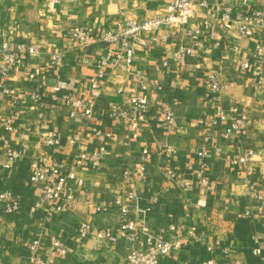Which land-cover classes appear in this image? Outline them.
Masks as SVG:
<instances>
[{"label":"crops","instance_id":"obj_1","mask_svg":"<svg viewBox=\"0 0 264 264\" xmlns=\"http://www.w3.org/2000/svg\"><path fill=\"white\" fill-rule=\"evenodd\" d=\"M169 2L0 0V63L3 45L16 51L19 44H35L40 50L21 52L0 90V164L7 147L24 151L0 176V186L11 188L20 206L13 215L0 208V264H127L126 253L144 248L146 235L179 239L156 264H264V0H195L184 25L162 23L156 43L134 44L129 66L114 60L119 45L98 65L109 46L99 37L103 31L164 14ZM223 5L235 21L229 28L220 19ZM254 9L261 10V22L251 35H241L237 20ZM76 26L86 29L88 42L71 38ZM52 52L62 54L61 64H47ZM210 72L221 83L218 92L205 85ZM133 95L147 104L135 129L113 114L127 108ZM165 107L174 114L170 127L159 119ZM236 118L241 128L225 137ZM5 119L11 131L4 129ZM247 149L253 150L249 160L233 163ZM94 151L97 164H73ZM32 159L61 173L73 170L69 207L48 215L40 184L27 179ZM116 198L136 223L137 241L78 238L81 218L96 229H117L123 215Z\"/></svg>","mask_w":264,"mask_h":264},{"label":"built area","instance_id":"obj_2","mask_svg":"<svg viewBox=\"0 0 264 264\" xmlns=\"http://www.w3.org/2000/svg\"><path fill=\"white\" fill-rule=\"evenodd\" d=\"M195 0H170L167 4V12L161 15H152L145 17L142 20H126L120 29L117 31H103L100 34V38L104 40L109 46L104 56H102L98 65H104L112 56L113 45H119L120 51L114 53L115 61H122L126 66H129L134 56V44L140 46H147L156 43L161 37L158 34L157 29L162 23H171L173 25L182 26L192 16L194 11L193 2ZM203 5V2L200 3ZM220 19L225 28H229L234 19L231 17V9L228 5L222 6L220 13ZM262 15L260 9H254L242 18L237 20V30L241 35H251L254 31L255 25L261 22ZM235 22V21H234ZM71 38L83 43H86L90 39V35L86 29L82 27H74L71 31ZM5 51V59L0 63V90H5L3 80L7 76L10 68L14 65L21 52L38 54L40 53L38 45H29L25 47L23 44L17 45L16 51L7 50L3 45ZM256 51H261L260 45L256 46ZM47 64L59 65L61 64L62 54L60 52L50 53ZM247 65V63H244ZM205 85L212 92H218L221 89V83L218 80L214 72H210L206 75ZM58 90V87H55ZM64 98L72 100L73 97L70 94H63ZM33 98L39 100L40 95L38 92L33 93ZM80 99L76 100V103H80ZM84 115L90 116L91 109L86 107L84 109ZM114 115L126 117L129 121L131 128L135 129L139 122L147 115V104L145 98L133 95L129 101L127 108L113 111ZM217 116L221 119L225 118L224 113L217 109ZM161 123L165 127H170L174 122V114L170 107L162 109L160 117ZM201 122V121H200ZM242 119L236 118L230 123V126L224 131V136L228 137L233 131H238L242 126ZM2 125L6 131H11L13 128L10 119H5ZM77 140L76 135H72L69 138V142L74 144ZM50 142V141H49ZM7 146V141H5ZM24 151L21 148H8L6 153L5 162L0 164V176L7 175L11 169V162L17 160L23 155ZM204 152H199L200 156ZM253 155L252 149H247L240 152L233 158V163L241 166L244 165L249 158ZM142 160L147 158V151L144 150L142 154ZM99 160L98 151H94L90 154L80 155L74 159L73 164L79 165L87 161H91L93 164H97ZM27 179L31 183H38L41 186L40 202L46 208L48 215L63 211L75 200L74 193V180L75 174L73 170H69L66 173H61L53 164H44L36 159L30 160L27 167ZM132 176V175H130ZM130 197V195H126ZM263 198L259 196V198ZM115 203L119 205L120 213L123 215V219L120 221L116 230L108 229H96L93 223L88 219H78L76 221V236L78 238H85L88 235L93 234L99 241L113 243L119 236L130 243L137 241V227L134 219H131L127 215L126 207L123 205L119 198H116ZM0 208L4 213L13 215L19 212V202L15 199L13 190L9 187L0 186ZM99 208H97L98 210ZM145 247L140 249L132 247L125 255L127 264H156L158 256L168 254L173 248L179 245V239L177 236L172 238H166L160 235H146ZM264 245V237L262 238ZM56 248L60 250L61 254H66V249L60 245L57 241L54 242ZM37 241L34 240L29 244V249L33 253L37 249ZM38 264H45L40 261Z\"/></svg>","mask_w":264,"mask_h":264}]
</instances>
